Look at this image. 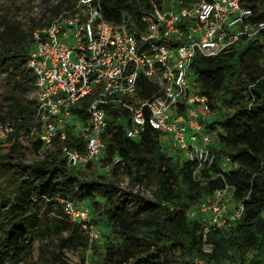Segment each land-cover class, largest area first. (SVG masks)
<instances>
[{
	"label": "trees",
	"instance_id": "trees-1",
	"mask_svg": "<svg viewBox=\"0 0 264 264\" xmlns=\"http://www.w3.org/2000/svg\"><path fill=\"white\" fill-rule=\"evenodd\" d=\"M163 0H99L106 19L120 25L123 14L131 20L140 19L153 6ZM195 0H182L187 5ZM251 8L255 18L264 19V0H240ZM75 0H60L51 8L49 20L42 16L32 23L13 20L5 24L2 32L4 49L0 51V69L10 65L23 67L32 80L29 88H22L14 75L10 89L3 97L9 111L0 114V122L14 129L6 139H0V172L14 177H29L20 181L13 200L0 212V264H87L89 237L82 221H52L53 229L67 230L64 246L49 251V256L34 257L26 224L45 223L37 216L35 197L49 201L65 198L78 180L77 167H69L58 156V138L50 144L31 140L32 150L41 160L24 161V147L19 143L21 130L33 127V101H25L24 94L34 92V75L27 68L32 31L47 25L64 8ZM43 20V21H42ZM264 32L245 45L229 46L214 56L197 53L191 63L193 80L199 91L208 97L213 110L220 118L205 125L209 130L216 126L218 133L213 147L215 161L211 170L202 169L195 179L193 162L173 158L162 149L157 132L147 129L138 140L125 136L123 127L116 128L113 121L104 132L112 172L125 164L131 171L132 187L148 180L154 182L152 197H144L131 190L113 192L114 181L105 175L85 178L81 197L96 193L103 204L100 214L111 224L114 241L104 248V257L98 264H194L195 257L213 262L239 259L242 262L264 264ZM22 75V74H21ZM27 89V90H26ZM93 99L89 95L72 107L73 113L86 117L85 108ZM65 143L82 149L79 138ZM117 153L122 163L112 162ZM229 157L228 170L220 169V162ZM94 161L87 164L89 167ZM234 187V197L244 204L237 224L228 230L210 229L204 233L197 220H190L187 211L209 196L213 190ZM94 207L98 202L93 201ZM90 215V213H89ZM97 221L89 216L87 222ZM62 232H60V235ZM80 249L74 254L75 249ZM250 256V252H252ZM249 255V256H248Z\"/></svg>",
	"mask_w": 264,
	"mask_h": 264
},
{
	"label": "built area",
	"instance_id": "built-area-1",
	"mask_svg": "<svg viewBox=\"0 0 264 264\" xmlns=\"http://www.w3.org/2000/svg\"><path fill=\"white\" fill-rule=\"evenodd\" d=\"M264 32V19L254 17L240 0H163L140 19L123 14L120 25L104 17L99 0H75L45 26L32 31L27 68L34 75L33 127L27 133L41 144L58 138L59 156L69 167H86L102 159L104 132L109 121L123 127L125 136L138 140L143 132H157L168 156L193 162L192 175L211 170L216 126L208 97L193 80L191 63L197 53L214 56L229 46L245 45ZM264 67V66H263ZM89 95L86 117L72 107ZM112 116V117H111ZM124 122L126 123L124 126ZM7 122H0L4 140ZM79 138L82 149L65 143ZM229 157L220 162L228 170ZM115 153L112 162L122 163ZM64 208L70 221L89 217L87 207L68 200ZM244 211L234 197V187L225 184L187 211L206 233L228 230ZM264 220V211L260 214ZM194 264H256L239 259L213 262L201 257Z\"/></svg>",
	"mask_w": 264,
	"mask_h": 264
},
{
	"label": "rangeland",
	"instance_id": "rangeland-1",
	"mask_svg": "<svg viewBox=\"0 0 264 264\" xmlns=\"http://www.w3.org/2000/svg\"><path fill=\"white\" fill-rule=\"evenodd\" d=\"M60 0H0V51L4 49V43L2 41V32L5 24L13 20L20 21L22 24L32 23V19L36 20L39 16L43 17V20H49L51 14V8L58 4ZM42 20V21H43ZM264 62L262 63V65ZM22 74V75H21ZM17 75L21 81L22 88H29L32 82L26 76L23 71V67L14 68L10 65L0 69V114H4L9 111V103L4 99V95L8 93L10 84L14 82L13 77ZM27 90V89H26ZM25 101H33V92L28 91L24 94ZM215 111V110H214ZM112 117V116H111ZM220 118L219 112L216 110L214 118L210 123ZM114 121V118H111ZM124 122V126H125ZM209 124V123H208ZM14 132V129H7L6 139L10 134ZM28 131L21 130L19 132V143L24 147V161L26 163L36 162L41 160L43 156H39L31 147V136ZM2 139V138H0ZM107 142L103 147L104 157L102 159L94 161L89 167H80L79 173H77L78 180H75V186L72 190L68 191L65 198H54L48 200L44 197H35L33 200L37 204V216L45 217V223H32L26 224V228L29 232L31 239V253L34 257L37 256H49V251L52 249H58L64 246L63 238L67 236V230L53 229L52 221H57L60 224V228L63 225V221H69V216L64 208V202L61 200H68L75 207H87L90 215L96 218L97 221L85 223V233L89 237L88 251L85 253L87 264H98L104 257V248L108 242L114 241V236L111 230V224L108 223L104 217L100 214L103 199H101L96 193H93L92 197H81V191L85 178L98 177V175H105L106 178H110L114 181L113 192L116 195H121L122 190H131L133 193H138L144 197H152L155 189L154 182L152 180H146L144 184L136 185L132 187L130 183V177L132 175L130 169L125 164H120L117 167L116 172H112L110 164L107 162L110 157L107 153ZM59 156V153H58ZM29 177H14L8 173L0 172V212L6 209L10 202L13 200L14 193L18 188L20 181L28 182ZM93 201L98 202V206L94 207ZM60 232L62 234L60 235ZM80 249H75L74 254H78ZM253 251L250 252V256ZM248 255V256H249ZM224 261V260H223ZM222 262V261H221ZM19 264H22L20 262ZM27 264V263H26Z\"/></svg>",
	"mask_w": 264,
	"mask_h": 264
}]
</instances>
